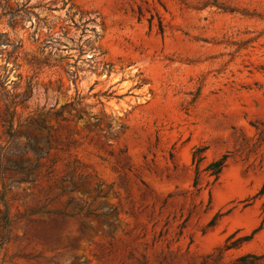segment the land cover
I'll use <instances>...</instances> for the list:
<instances>
[{
    "label": "rangeland",
    "instance_id": "obj_1",
    "mask_svg": "<svg viewBox=\"0 0 264 264\" xmlns=\"http://www.w3.org/2000/svg\"><path fill=\"white\" fill-rule=\"evenodd\" d=\"M4 4L14 126L70 104L0 173V264H264V0Z\"/></svg>",
    "mask_w": 264,
    "mask_h": 264
},
{
    "label": "trees",
    "instance_id": "obj_2",
    "mask_svg": "<svg viewBox=\"0 0 264 264\" xmlns=\"http://www.w3.org/2000/svg\"><path fill=\"white\" fill-rule=\"evenodd\" d=\"M6 1L7 0H4L0 6L4 8V6H6L4 4ZM14 6V8L8 9L7 11V21L10 26H14L19 19H23L24 13H26V8L22 7V3L20 4L15 1ZM1 43L5 44L4 49L7 54V59H9L13 52H15L21 46L20 39L17 41H12L6 36L5 32H0V44ZM3 69L4 71L0 72V98L4 99L5 104H8V108H5V113L7 116L3 118V121L6 125L5 133L7 134L9 144L0 152V173L4 170H13L21 175L17 181L29 180L32 178L33 170L37 167V163L36 159L31 160L28 156L23 157V153H26L25 147H28V149L34 153L45 154L46 151L42 150L39 144H30V142L35 141V134L37 131L43 130L47 132L46 115L48 113L57 118L61 115V112L65 106L70 103H63L57 109L49 107L48 109L43 110L42 108L40 111L26 117L15 127L13 123V116L16 113V104H14V102L8 98V90L5 87L8 77L6 74L7 68L4 67ZM43 136L45 142L49 144L48 134ZM203 151V147H198L192 154V162L194 163L195 168V176L193 179L194 184L196 183L199 174V163L204 158ZM225 158L226 155L223 154L219 158L209 162L206 165L205 170H207L210 175H213L216 178L225 164ZM259 193H264V183L262 184ZM262 215V221H264V208H262ZM1 222L2 228L5 229L8 225V217L5 212L2 213ZM4 238L5 234L2 236V239Z\"/></svg>",
    "mask_w": 264,
    "mask_h": 264
}]
</instances>
